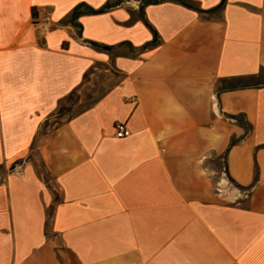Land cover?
Masks as SVG:
<instances>
[{
	"label": "crops",
	"instance_id": "1",
	"mask_svg": "<svg viewBox=\"0 0 264 264\" xmlns=\"http://www.w3.org/2000/svg\"><path fill=\"white\" fill-rule=\"evenodd\" d=\"M119 1L0 0V264H264V0Z\"/></svg>",
	"mask_w": 264,
	"mask_h": 264
},
{
	"label": "trees",
	"instance_id": "2",
	"mask_svg": "<svg viewBox=\"0 0 264 264\" xmlns=\"http://www.w3.org/2000/svg\"><path fill=\"white\" fill-rule=\"evenodd\" d=\"M156 1H157V0H156ZM176 1L181 2L182 4H184V5L188 6V7L193 8V6H192L191 4H189L188 2H186V1H184V0H176ZM119 2H121V0H120ZM150 2H151L150 0H144V1H143V4H147V3H150ZM84 6H85V5L82 4V5H79V6L75 9V11H74L75 16H78V14L80 13V9H81L82 7H84ZM114 6H116V5H113V4H111V3H107L106 6L103 7L102 9H100V10H94V9H92V8L86 7L85 11H86L87 13H89V14H98V13L104 12L105 10H107V9H109V8H111V7H114ZM156 43H157V40L155 39L153 42L149 43V44L147 45V47H148V46H154V45H156ZM250 86H254V85H240L239 83H229V84L223 86V88H221V90H222V89H236V88H240V87H250ZM71 98H72V96L69 97V99H71ZM244 124H245V126H246L247 133H249L250 130H251V125H249V123H247L246 121L244 122ZM238 141H239L238 139L233 138V139L231 140V146L235 145ZM229 179L231 180V182L234 183V181H233L230 177H229ZM235 184H236V183H235ZM236 186L239 187L240 189H243V187H241V186H239V185H237V184H236Z\"/></svg>",
	"mask_w": 264,
	"mask_h": 264
},
{
	"label": "built area",
	"instance_id": "3",
	"mask_svg": "<svg viewBox=\"0 0 264 264\" xmlns=\"http://www.w3.org/2000/svg\"><path fill=\"white\" fill-rule=\"evenodd\" d=\"M35 27L41 36L47 35L51 30L48 23L35 22ZM114 130H115V136L119 139L126 138L131 135L130 129H128L126 124L122 122L115 123Z\"/></svg>",
	"mask_w": 264,
	"mask_h": 264
},
{
	"label": "rangeland",
	"instance_id": "4",
	"mask_svg": "<svg viewBox=\"0 0 264 264\" xmlns=\"http://www.w3.org/2000/svg\"><path fill=\"white\" fill-rule=\"evenodd\" d=\"M110 79V77H108ZM108 78L105 79L104 77V80L102 79V82H105L104 85H102L101 87H104V86H110L111 85V81L112 80H109ZM114 81V80H113ZM99 83V82H98ZM98 83H96L95 87L94 88H97L98 87ZM107 84V85H106ZM103 89V88H102ZM83 94V93H82ZM82 96V95H81ZM94 98L96 97H93V100ZM90 103V101L88 102H82L80 105H78L76 108H75V112H78L79 110L83 109L84 106L88 105ZM217 165V167L222 170L223 168V165H222V162H214V167Z\"/></svg>",
	"mask_w": 264,
	"mask_h": 264
}]
</instances>
